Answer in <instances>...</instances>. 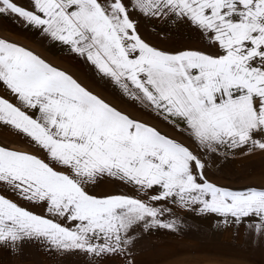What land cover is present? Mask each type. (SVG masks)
<instances>
[{"label": "snow or ice", "instance_id": "snow-or-ice-1", "mask_svg": "<svg viewBox=\"0 0 264 264\" xmlns=\"http://www.w3.org/2000/svg\"><path fill=\"white\" fill-rule=\"evenodd\" d=\"M0 16L67 46L169 129L0 38V126L33 149L0 145V247L35 241L85 264H136V242L176 230V209L264 237V184L234 189L208 177L219 157L264 152V0H0ZM141 20L185 27L200 47L155 46ZM103 179L134 194H90Z\"/></svg>", "mask_w": 264, "mask_h": 264}, {"label": "rangeland", "instance_id": "rangeland-1", "mask_svg": "<svg viewBox=\"0 0 264 264\" xmlns=\"http://www.w3.org/2000/svg\"><path fill=\"white\" fill-rule=\"evenodd\" d=\"M139 30L150 43L165 50L197 46L194 33L185 30L184 27L165 28L155 21L141 20ZM165 31L168 33L166 38L155 34ZM0 38L18 44L35 45L55 55L69 54L67 46L51 41L36 29L24 27L23 21L13 22L8 16H0ZM79 82L134 117L157 124L162 131H169L165 125L160 124L148 113L122 101L113 89L106 87L105 82L100 79L88 78ZM13 148L18 149L17 146ZM28 150L33 151L30 146ZM247 154L246 150H240L229 153L226 157L217 158V162L208 172L209 179L220 186L234 189L264 184L263 158L259 156L256 158L251 153ZM88 190L93 195L134 194L132 188L108 179L101 180ZM7 195L21 206L38 214H45L43 208L18 200L14 195ZM175 211L179 220L176 230L152 229L144 233L136 242V264H264V237H256L243 226L236 228L225 225L222 218L217 215L180 209ZM165 218L171 219L167 216ZM85 261V256L79 252L61 255L35 241L25 242L18 252H14L11 248L0 247V264H85ZM103 264H113V262L106 259Z\"/></svg>", "mask_w": 264, "mask_h": 264}, {"label": "crops", "instance_id": "crops-1", "mask_svg": "<svg viewBox=\"0 0 264 264\" xmlns=\"http://www.w3.org/2000/svg\"><path fill=\"white\" fill-rule=\"evenodd\" d=\"M185 30L191 31L184 27ZM194 35V34H193ZM187 41L189 39H186ZM10 42H13L10 40ZM15 43V42H14ZM18 44V43H17ZM28 48L29 50L33 51L34 53L40 55L43 59L48 61L49 63L53 64L54 66L66 71L68 74L72 75L78 81H82L83 79H93L98 78L100 79L94 68L84 59L76 56L75 54H68V55H55L50 53L40 47L35 45H23L19 44ZM196 47H200L197 43ZM182 49V48H181ZM173 51V50H170ZM0 145L13 148V146H17L18 149H22L24 151H29V145L27 142L19 135L14 134L13 131L9 130V128L0 126ZM247 155L253 154L254 157H262L264 160V152L254 151V152H247Z\"/></svg>", "mask_w": 264, "mask_h": 264}]
</instances>
